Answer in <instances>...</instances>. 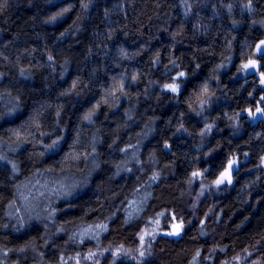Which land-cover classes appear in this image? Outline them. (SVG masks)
<instances>
[{"label": "trees", "instance_id": "16d2710c", "mask_svg": "<svg viewBox=\"0 0 264 264\" xmlns=\"http://www.w3.org/2000/svg\"><path fill=\"white\" fill-rule=\"evenodd\" d=\"M262 41L264 0H0V264H264Z\"/></svg>", "mask_w": 264, "mask_h": 264}, {"label": "rangeland", "instance_id": "374dc122", "mask_svg": "<svg viewBox=\"0 0 264 264\" xmlns=\"http://www.w3.org/2000/svg\"><path fill=\"white\" fill-rule=\"evenodd\" d=\"M262 53H264V41H262L260 44H259V46H258V49H257V51H256V54L258 55V54H262ZM244 70H243V74H244V76H248V75H250V74H255V73H257V71L255 72L254 71V69H253V67H250L249 65H248V63H246V64H244ZM261 76V75H260ZM261 79H262V83L263 84H261V86L263 87L264 86V79L261 77ZM259 116H260V118H263V120H264V115H262V117H261V115L259 114ZM257 118V117H256ZM255 118V119H256ZM240 165H242V162H241V160H240V158L237 156V157H234V158H232L229 162H228V165H227V168H226V170L218 177V179L214 182V183H212L209 187H211V190H213V189H215V190H218L220 187H223L224 185H229V184H232L233 183V181H234V179H235V174H237V173H239V169H240ZM263 165H264V158H263ZM251 172V175H253V174H255L254 173V171L252 170V171H250ZM249 172V173H250ZM203 181L202 180H199V179H197L196 177L194 178V181H193V184H192V186H191V188H190V190H192V189H194L195 190V188L197 189V188H199V190L200 191H202L203 189ZM207 188V187H206ZM209 189V188H208ZM198 190V191H199ZM189 193H190V191H189ZM205 193V192H204ZM200 194H202V193H198V197H197V199H200ZM177 225H180V230H179V232L177 233V231L175 230V227L177 226ZM152 231V230H151ZM183 231H184V226H183V224H182V222H178V223H174L173 225H172V230H171V235H173V236H178L179 234L180 235H182V233H183ZM149 235H151L150 233L149 234H147V237L149 236ZM179 235V236H180Z\"/></svg>", "mask_w": 264, "mask_h": 264}, {"label": "water", "instance_id": "95a60500", "mask_svg": "<svg viewBox=\"0 0 264 264\" xmlns=\"http://www.w3.org/2000/svg\"><path fill=\"white\" fill-rule=\"evenodd\" d=\"M248 65H249L250 67H253L254 71L256 72L257 69H258V67H259V62L256 61V60H250L249 63H248ZM175 230H176L177 233H178L179 230H180V225H177V226L175 227ZM179 235H180V234H179ZM179 235H178V236H179Z\"/></svg>", "mask_w": 264, "mask_h": 264}]
</instances>
